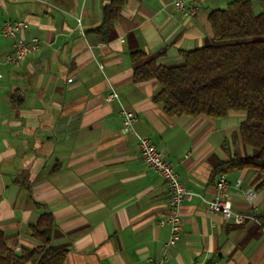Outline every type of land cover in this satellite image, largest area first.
Here are the masks:
<instances>
[{
  "label": "crops",
  "instance_id": "0c3cea01",
  "mask_svg": "<svg viewBox=\"0 0 264 264\" xmlns=\"http://www.w3.org/2000/svg\"><path fill=\"white\" fill-rule=\"evenodd\" d=\"M111 1L0 0V22L22 20L20 37L40 40L19 66L0 64V230L8 246L35 248L30 227L47 210L53 244L68 248L63 264H149L165 255V264H264L258 171L226 173L234 210L254 211L257 220L227 221L202 199L215 195L216 166L251 154L240 137L246 112L170 116L154 100L159 83L136 82L131 60L143 51L160 65L183 63V51L213 37L210 14L233 0H205L193 18L174 0H128L103 41L93 31ZM251 2L263 12L261 0ZM13 44L0 35V58ZM112 91L118 99H107ZM123 107L136 113L134 132L124 131ZM138 136L150 138L197 194L181 206L173 246L161 224L169 188L143 161Z\"/></svg>",
  "mask_w": 264,
  "mask_h": 264
},
{
  "label": "trees",
  "instance_id": "16d2710c",
  "mask_svg": "<svg viewBox=\"0 0 264 264\" xmlns=\"http://www.w3.org/2000/svg\"><path fill=\"white\" fill-rule=\"evenodd\" d=\"M127 1L112 0L104 7L103 23L93 31L101 40H108ZM209 21L213 37L200 48L183 51L181 64L160 65L143 51L133 52L134 80L157 81L160 90L154 100L170 116L214 119L245 111L240 137L252 152L216 166L214 177L229 171H258V189H264V11L256 14L251 0H233L213 11ZM54 227L53 214L45 210L30 227L38 245L20 253L8 246L0 230V264H63L68 248L53 244Z\"/></svg>",
  "mask_w": 264,
  "mask_h": 264
},
{
  "label": "built area",
  "instance_id": "2783aa9c",
  "mask_svg": "<svg viewBox=\"0 0 264 264\" xmlns=\"http://www.w3.org/2000/svg\"><path fill=\"white\" fill-rule=\"evenodd\" d=\"M205 0H174L175 7L187 18H193L198 14L202 3ZM26 23L22 20H6L0 22V35L14 39L13 49L0 58V64L19 66L25 58L40 49V40L37 37L30 41L20 37V32L25 28ZM119 94L112 91L107 97L108 100L118 99ZM122 122L125 132H134L136 113L128 108L121 110ZM138 148L143 161L151 167L169 188V213L161 220V224H168L171 230V237L168 245H175L182 231L181 206L185 201L191 200L195 195L189 191L180 179V175L172 162L167 160L162 150L148 137L138 136ZM215 195L211 199L202 198L207 203V210L210 213L220 214L225 220H233L235 223H242L247 219L257 220L256 212L240 213L234 210L232 201L229 198V182L225 173L218 174L215 181ZM249 196L253 195L249 191ZM168 256L161 260H150L149 264H165ZM208 264H217L210 262Z\"/></svg>",
  "mask_w": 264,
  "mask_h": 264
},
{
  "label": "rangeland",
  "instance_id": "374dc122",
  "mask_svg": "<svg viewBox=\"0 0 264 264\" xmlns=\"http://www.w3.org/2000/svg\"><path fill=\"white\" fill-rule=\"evenodd\" d=\"M255 1H256L255 3H256V7H257V0H255ZM261 3H262V6H263V11H264V3H263L262 0H261ZM261 3H260V4H261Z\"/></svg>",
  "mask_w": 264,
  "mask_h": 264
}]
</instances>
